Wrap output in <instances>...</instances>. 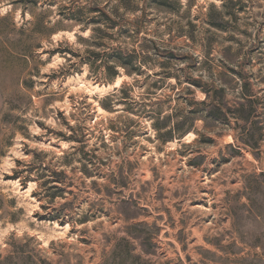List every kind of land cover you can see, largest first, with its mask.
I'll return each mask as SVG.
<instances>
[{"label": "rangeland", "instance_id": "obj_1", "mask_svg": "<svg viewBox=\"0 0 264 264\" xmlns=\"http://www.w3.org/2000/svg\"><path fill=\"white\" fill-rule=\"evenodd\" d=\"M225 1L149 8L142 33L129 25L99 44L78 39L92 32L68 18L70 0H0V264H264V0ZM212 5L225 10L220 26ZM146 38L174 57L148 42L152 65L111 82L84 59L89 48L143 52ZM164 70L181 81L163 83ZM122 85L129 94L104 109ZM215 85L228 106L256 93L251 119L211 116L201 102ZM159 110L176 115L171 125L199 117L164 141ZM32 160L49 170H28ZM53 170L65 173L59 190L45 184Z\"/></svg>", "mask_w": 264, "mask_h": 264}, {"label": "trees", "instance_id": "obj_2", "mask_svg": "<svg viewBox=\"0 0 264 264\" xmlns=\"http://www.w3.org/2000/svg\"><path fill=\"white\" fill-rule=\"evenodd\" d=\"M184 2V0H117V2L110 9L108 6L102 5L98 0H70L69 8L71 10L67 15L71 20L79 22V24L85 30L90 28L92 32L90 37L77 36L79 40L86 42L99 41L100 44L104 42L108 36H110V30H121L128 27L129 25H133L135 27V31L137 34L142 33L144 29V18L147 16L149 8H155L156 10H165L167 12H179L183 10L185 6H190L191 4L190 0H187V3ZM228 4L229 1L227 0L224 2L223 6L226 8ZM129 13H140L141 15L137 16V18L135 19H130L128 17ZM214 14L220 17L221 21H225V10H218L214 5H212L209 12L211 23L215 26H220L221 24L219 23L221 22H217L216 18H214ZM144 42L145 43L141 46V50H143V52H138L137 50H129L121 45L115 47L112 53H105L89 48L84 59H87V63L90 64L91 68H93L94 65L100 62V64L97 65V68H104L105 80L111 82L114 81L122 71L127 75L133 76L143 74L145 71L144 68H146L147 65H152L148 62V59L153 58L149 53V49L151 47L149 48V46H147L148 42H151L153 45H155V54L160 57L163 56L165 58L172 59L175 55L172 49H161L158 46L156 39L146 38ZM68 60L72 61V58L68 57ZM154 74L161 76V80L164 79L163 83H165V80H170L172 78L177 79V81H181L179 76H176V74H172V72H167V70H164L161 73L156 72ZM191 80L194 81L192 78ZM162 84L156 82V88L162 90ZM203 91L206 93L207 97L201 103L207 104L208 100L211 102V109L209 110L211 116L217 118H225L228 116V113L231 112L236 115L238 119L247 121L253 116L252 113L256 112V108L253 106L256 93L249 90L248 88H245L244 101L239 102V104L236 106L227 105L225 101L224 87L219 89L215 85L212 89L203 88ZM157 93L158 91L154 92V94ZM217 93H219L220 95L219 98L217 96ZM120 94H129L126 85H122L120 88H116L113 92L109 93L103 99H101V106L106 110L113 111V108L115 107L113 104L116 100H119ZM249 108L254 109L249 111ZM159 111H154V114L156 116H152L153 126L159 133V135L163 136L164 141H170L174 138H183L184 136H186L194 128V124L199 117L195 114V112H191L189 115L184 116L182 118V121H173V124L171 125L172 120L176 115H163L164 112L161 110ZM71 127L74 129L73 126ZM164 129L167 130L163 132ZM67 139L75 142H84L83 139L80 140V138H77L76 136H69L67 137ZM81 161L84 162L85 174H87L89 177H92L93 174L92 170L89 168V164L95 163L94 156H86L85 158H82ZM66 164L68 165V162H66ZM39 165L40 166L36 164L35 160H32L30 163L26 164V166L29 168L28 170H32L36 166L46 171L49 170V167L47 168V166H43L44 162L40 163ZM52 173L53 179L46 180L45 184L49 187L50 190H59L61 189V186L58 183H63V178L60 176L65 175V173L63 170H53ZM58 195L59 194H57V192L50 194V198L54 199ZM65 217L66 216L55 215L52 216V220H57L61 224H66L67 220ZM87 218L88 216L84 215L79 218L78 221L80 223H86L88 222ZM136 225L138 224H133L132 226ZM127 254L131 255V250H128Z\"/></svg>", "mask_w": 264, "mask_h": 264}, {"label": "bare ground", "instance_id": "obj_3", "mask_svg": "<svg viewBox=\"0 0 264 264\" xmlns=\"http://www.w3.org/2000/svg\"><path fill=\"white\" fill-rule=\"evenodd\" d=\"M120 79H121V77L118 78L117 84L119 83ZM191 134H192V133H191Z\"/></svg>", "mask_w": 264, "mask_h": 264}]
</instances>
